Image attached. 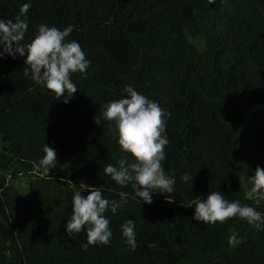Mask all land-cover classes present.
I'll return each instance as SVG.
<instances>
[{"label":"trees","instance_id":"trees-1","mask_svg":"<svg viewBox=\"0 0 264 264\" xmlns=\"http://www.w3.org/2000/svg\"><path fill=\"white\" fill-rule=\"evenodd\" d=\"M0 18L27 23L24 44L41 23L75 25L66 39L78 40L91 61L72 74L78 90L65 103L68 94L58 98L25 78L26 57L0 59V136L14 150L13 160L0 155V169L38 177L26 196L0 181V264H264V231L238 217L193 219L194 201L211 191L264 213V202L245 198L264 167V0H0ZM128 85L172 113L162 164L174 191L154 193L150 205L104 174L107 164L132 158L113 122H94ZM46 144L57 154L49 174L34 166ZM73 182L102 187L110 200L128 193L126 207L105 213L109 245L85 249L86 230L66 232ZM128 219L134 251L120 230ZM233 231L243 240L235 247Z\"/></svg>","mask_w":264,"mask_h":264},{"label":"clouds","instance_id":"clouds-1","mask_svg":"<svg viewBox=\"0 0 264 264\" xmlns=\"http://www.w3.org/2000/svg\"><path fill=\"white\" fill-rule=\"evenodd\" d=\"M31 5L25 3L20 12L27 14ZM75 25H68L61 30L46 23L38 25V30L30 43H22L28 29L27 23L0 18V59L6 56L26 57L28 65L23 70L25 78H30L38 86H43L58 98L68 94L67 103L77 92V85L72 80L73 73H86L91 61L86 58L78 40L66 38L74 31ZM124 92L126 97L113 100L103 105L99 116L94 122L99 125L101 120L114 123L115 136L121 151L128 153L132 162L121 159L118 166L107 164L104 174L111 177L121 187L129 185L134 191L133 198L140 202L153 203L154 193H172L175 179L166 174L162 162L166 159L165 148L169 144L167 136V119L172 113L161 107L159 102L149 99L128 85ZM45 155L35 163V168L49 174L55 169L56 149L44 147ZM194 177L185 174L184 182L192 181ZM252 187L246 193V199L254 201L259 206L264 202V167L257 165L255 174L249 178ZM81 189L88 192L85 196L77 191L72 197V215L66 222V232L80 233L86 230L89 245H109L113 236L110 218L105 213L110 209L117 213L128 204V193L120 192V199H108L103 195L102 187L89 186L80 183ZM193 219L205 223H224L229 218L245 219L258 231H264V213L249 204L239 200H229L220 191H211L206 198L197 197L194 201ZM124 243L131 250L137 247L136 225L133 219H128L121 225ZM228 243L233 247L243 243L239 234L232 232Z\"/></svg>","mask_w":264,"mask_h":264},{"label":"rangeland","instance_id":"rangeland-1","mask_svg":"<svg viewBox=\"0 0 264 264\" xmlns=\"http://www.w3.org/2000/svg\"><path fill=\"white\" fill-rule=\"evenodd\" d=\"M0 155L5 156L8 160H13L14 150L10 147L5 140L0 136ZM7 164V163H6ZM38 177L34 173H28L19 171L15 167L7 164L0 169V181H3L6 186L10 187L14 192L20 196H26L28 194V188L30 183H35ZM82 183V182H80ZM80 183H72L71 188L74 193L77 191L82 192L83 189L80 187ZM89 186H96L93 183L83 182ZM166 206L167 214L171 211V204L168 202L164 203Z\"/></svg>","mask_w":264,"mask_h":264}]
</instances>
